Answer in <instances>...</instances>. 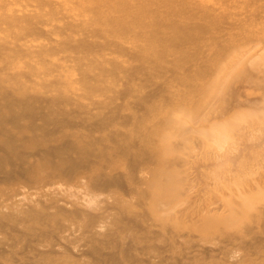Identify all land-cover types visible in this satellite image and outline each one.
Instances as JSON below:
<instances>
[{
    "label": "bare ground",
    "instance_id": "6f19581e",
    "mask_svg": "<svg viewBox=\"0 0 264 264\" xmlns=\"http://www.w3.org/2000/svg\"><path fill=\"white\" fill-rule=\"evenodd\" d=\"M255 1L258 0H0V97L5 99L7 107L5 111L0 108V135H3L0 148L19 154L24 162L18 168L5 169L15 186L7 197L20 195V188L30 184L37 188L53 187L62 175H67L73 185H81V178H86L92 188L101 190L111 184L120 185L127 177L135 185L131 188L143 198L148 193L144 187L147 178L137 177L136 172L149 167L163 178L159 182L163 193H154L155 198L166 204L165 211H173L174 198L181 192L170 190L162 183L167 184L173 177L168 167L187 162L178 154L183 144L179 146V141L170 142L169 139L163 142L165 132L161 134L162 141L156 140L147 126L139 124L135 130L122 131L115 125V118L123 117L124 123L134 118L136 124L137 114L132 111L130 115L121 116L122 107L120 104L113 106L114 100L128 94L130 99L122 104L128 106L131 99L146 104L150 97L140 94L135 85H153V74L171 69L178 75L166 81L175 78L176 83L187 87L170 90L166 84H159L154 94H160L164 103L194 106V97L205 94L212 79L221 75L213 65H207L209 59L216 62L244 55L247 50L243 47L251 45L250 42H264V26L257 32L251 29L255 20L264 21L260 19L261 11L247 8ZM261 1L264 9V0ZM236 5L241 9L233 10ZM79 7L83 9L81 13L74 12ZM113 52L126 58L120 60L111 55ZM60 53L66 60H76L81 67L85 64L81 77L84 86L87 91L104 96L89 95L87 102L69 107L75 101L59 90L60 78L45 77L61 66L57 61H47V56ZM31 60H39L46 67L45 74H37L41 78L38 82L54 87L39 92L30 91L27 85L21 86L19 95L3 89V82L9 79L21 83L19 77L24 67L37 73ZM94 69L97 70L93 74ZM119 84L121 88L117 86ZM208 93L201 97L193 112L186 114L184 132L200 130L209 120L215 94ZM162 116L151 113L154 121L151 128H166L167 132L176 135L178 129L169 127L168 120ZM22 119H27V123ZM83 127L92 131L88 136L89 145L70 135L81 137L80 128ZM216 136L218 144L225 142L227 137L221 133ZM28 138L35 141L32 143L37 151L60 158L56 171L32 174V163L27 159L30 152L23 150ZM97 143L102 146L99 154L92 157L93 145ZM200 144L208 150V142L203 139ZM72 152L78 155L73 156ZM118 155L120 160L114 158ZM2 161L0 155V169L3 168ZM123 162L128 166L127 170L117 171ZM174 211L176 214L177 210ZM178 213L177 217L187 215L189 211L184 209ZM142 216L149 218L145 213ZM3 217H11V214L0 210V225L4 222ZM161 222L166 229L173 228L176 232L179 229L164 220ZM149 234L148 231L141 236H132L135 247L140 244L153 247L150 243L152 234ZM85 240L89 242L88 253H97L99 262L123 260L127 256L129 260L134 259L128 255L131 246H120L118 252L108 256L100 252L101 248L92 238ZM113 241L116 242V238ZM36 253L33 259L25 257L20 264H63V261L76 264L79 259L91 262L82 256L83 253L72 255L66 247L50 242L47 249Z\"/></svg>",
    "mask_w": 264,
    "mask_h": 264
},
{
    "label": "rangeland",
    "instance_id": "374dc122",
    "mask_svg": "<svg viewBox=\"0 0 264 264\" xmlns=\"http://www.w3.org/2000/svg\"><path fill=\"white\" fill-rule=\"evenodd\" d=\"M261 2H252L247 8L261 11L260 19H264ZM241 6L236 5L233 10H240ZM82 10L79 7L74 12L81 13ZM263 26L264 21L255 20L251 29L257 32ZM250 44L243 47L247 50L244 55L207 61V65H213L221 75L214 77L217 80L212 79L207 92L202 95L206 96L208 92L215 94L211 116L200 130L184 132L183 119L194 111L202 96L194 97V106L179 107L162 102L160 94H154L159 84H166L170 90L187 87L176 83L175 78L166 81L178 75L171 69L153 74V85H135L140 94L150 97L146 104L132 99L128 106L122 104L130 99L128 94L114 100L113 106L120 104L122 107L121 116L130 115L132 111L137 114L136 124L134 118L126 123L122 121L123 117L115 118V125L122 131L135 130L139 124L147 126L156 140L162 141L165 135L163 142L169 139L170 142L179 141V146L183 144L178 154L187 162L168 167L173 177L167 184L162 183L170 190L181 192L174 198L173 211H165L163 207L166 208V204L155 198V194L163 193L159 186L163 178L149 167L136 170L137 177L147 178L144 187L148 193L143 198L131 188L135 185L127 177L120 185L111 184L101 190L92 188L86 178H81V185H73L67 175H62L53 187L37 188L30 184L20 188V195L8 198V192L15 186L5 169L18 168L24 162L19 154L1 147L0 210L9 212L11 217H3L4 222L0 225V264H20L25 257L33 259L37 251L48 248L49 242L66 247L72 255L83 253L84 258L91 260L88 263L79 259L76 264H264V42ZM111 55L120 60L126 58L119 52ZM49 60L59 62L61 66L45 77L60 78L59 90L75 101L69 107L87 102L89 95L95 98L104 96L89 92L84 86L81 77L85 64L81 67L76 60H66L61 53L47 56ZM31 61L37 73H31L29 67H24L19 77L21 83L9 79L3 82V89L19 95L21 86L27 85L30 91L39 92L54 87L38 82L41 78L37 74H45L46 67L39 60ZM94 70L91 73L97 69ZM117 86L121 88L120 84ZM213 89L215 91L211 92ZM0 108L1 111L7 109L2 97ZM151 113L163 115L169 127L178 129L176 135L167 132L166 128L152 129ZM22 120L27 123V119ZM80 129L81 137L70 134L71 137L78 138L81 143L90 142L88 136L92 131L84 127ZM218 133L226 134L225 142L217 143ZM203 139L209 144L207 151L200 147ZM32 142L35 141L28 138L24 141L26 149L23 148L30 152L27 159L32 163V174L37 176L56 171L60 158L37 151ZM101 146L98 143L93 145L92 157L99 154ZM71 154L78 155L76 152ZM114 158L120 160L119 155ZM127 167L124 162L120 163L117 171H126ZM184 209L189 213L177 217L178 211ZM174 210H177L176 214ZM142 213L148 214L149 218ZM15 214L17 216L14 217ZM163 220L173 227L178 226L177 232L161 226ZM148 231L152 234L150 243L153 247H142L141 244L135 247L132 236H141ZM89 238L101 248L100 252L108 256L118 252L120 246H131L128 255L134 259L129 260L127 256L123 260L99 262L97 253H88L89 242L85 239ZM113 238L117 241L114 242Z\"/></svg>",
    "mask_w": 264,
    "mask_h": 264
}]
</instances>
